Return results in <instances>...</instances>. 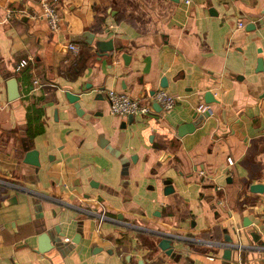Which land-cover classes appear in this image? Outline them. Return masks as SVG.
<instances>
[{
    "label": "crops",
    "instance_id": "crops-1",
    "mask_svg": "<svg viewBox=\"0 0 264 264\" xmlns=\"http://www.w3.org/2000/svg\"><path fill=\"white\" fill-rule=\"evenodd\" d=\"M57 3L55 30L40 0H0V264H264L249 232L264 239V190L250 189L264 183V0ZM159 87L179 95L172 107L109 109V88L146 100ZM207 89L213 112L179 133ZM30 147L39 166L23 159ZM156 229L182 236L174 255ZM226 232L243 246L230 258L199 242Z\"/></svg>",
    "mask_w": 264,
    "mask_h": 264
},
{
    "label": "water",
    "instance_id": "water-1",
    "mask_svg": "<svg viewBox=\"0 0 264 264\" xmlns=\"http://www.w3.org/2000/svg\"><path fill=\"white\" fill-rule=\"evenodd\" d=\"M94 35H95L94 32L86 29L83 32L82 39L89 42V43H92L94 40ZM93 43L96 45L99 52H108L110 50H113L115 47L113 44L112 38H109L108 40L96 39ZM125 54L126 53H123V56H125ZM259 63H260V69H262L264 66L263 57L259 58ZM8 82H9V95H8L9 99H14L15 97H17L19 95V90H18V86H17V78L15 76H13L9 79ZM161 85H164V86L167 85V78L165 76H163L161 78ZM66 96L71 102L74 103L76 111L78 113H83L84 109H83V107L79 101L80 95L78 93L71 91V90H66ZM204 98H205L206 102L217 101V99L214 97L212 91H210L209 89H207L205 91ZM153 105L157 106L158 108L162 107L161 104L157 101H154ZM208 114H209V112L207 110L195 111L192 114V117H193L192 120H189V121H187V122H185L179 126V128H178L179 133H183L186 130L193 129L197 125H200L201 122L204 120L205 116ZM104 136H105V134L103 132L99 133V135H98L99 143H102L101 140L103 141V139L105 138ZM23 159L26 162H30V163H33V164L39 166L40 159H39L38 149L35 147L26 148L25 149V155H24ZM163 182L165 184L164 191L166 193L174 190V186L172 184L171 178L164 179ZM250 189L254 190V191H263L264 190V183L252 182L250 184ZM85 212H87V211H85ZM90 214H92V213H90ZM94 215L98 216L97 214H94ZM245 224L248 225L249 221H246ZM56 228H58V227L56 226ZM225 231H227V228H225ZM249 232H250L252 238L254 239V241L256 242V244H257L256 246L261 247L264 250V239L262 238V234L259 233L255 229H249ZM58 233L62 234V235L65 234L64 231H59ZM152 233H155L157 236H159V239L157 240V245L161 249H163L167 254H172V255L175 254L176 244L182 239L181 235H179L178 233L167 232V231H164L161 229L152 230ZM47 234L49 235V233L47 231H45L41 235L42 239L46 240V243L44 245L40 246V248L44 249V250L53 246V242L51 243V240H52L51 237L49 238L51 245H49V243H47ZM54 244L56 245L57 243L55 242ZM218 244L224 246L223 256L227 257V258L231 257V252H232L233 247H236V246L239 247L240 245H241V247H243L242 244H240V243H234L233 237L228 232L225 233L224 240L218 241ZM258 247H255V248L258 249Z\"/></svg>",
    "mask_w": 264,
    "mask_h": 264
},
{
    "label": "built area",
    "instance_id": "built-area-1",
    "mask_svg": "<svg viewBox=\"0 0 264 264\" xmlns=\"http://www.w3.org/2000/svg\"><path fill=\"white\" fill-rule=\"evenodd\" d=\"M188 1V0H187ZM40 4L42 7L41 15L46 18L49 23V26L52 29H59L61 25V13L58 8L57 0H40ZM7 15L13 16L14 10L12 8L7 9ZM239 24H242L240 21ZM69 47L77 50L78 44L76 42H70ZM28 63L27 58H22L17 64L16 68L26 65ZM37 78H34V82H38ZM106 97L109 102V109L112 113L117 114L119 116H126L130 114H147L151 113L154 110L152 106L153 101H157L161 104L162 108H170L172 107L177 99L179 98L178 94L172 93L168 91L164 87H159L155 89V91L151 94L149 99L141 100L138 97L131 95L129 92L125 90H119L116 88H109L106 90ZM198 109L207 110L209 113L213 112L211 104L206 101H201L197 105ZM233 159L229 158L228 163H232ZM200 172H204V169H200ZM99 216V220H102L104 217V213H97ZM67 239L69 237H66ZM199 242H204L205 244L213 245L217 244L218 241L215 239H204ZM240 248L241 245L239 246ZM210 257H213V254H209Z\"/></svg>",
    "mask_w": 264,
    "mask_h": 264
},
{
    "label": "trees",
    "instance_id": "trees-1",
    "mask_svg": "<svg viewBox=\"0 0 264 264\" xmlns=\"http://www.w3.org/2000/svg\"><path fill=\"white\" fill-rule=\"evenodd\" d=\"M37 110L41 111V109H39V108Z\"/></svg>",
    "mask_w": 264,
    "mask_h": 264
}]
</instances>
